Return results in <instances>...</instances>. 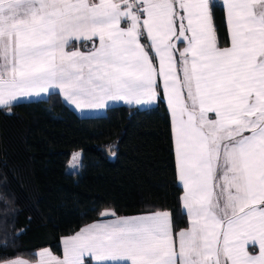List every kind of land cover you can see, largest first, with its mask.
I'll use <instances>...</instances> for the list:
<instances>
[{
	"label": "snow or ice",
	"instance_id": "1",
	"mask_svg": "<svg viewBox=\"0 0 264 264\" xmlns=\"http://www.w3.org/2000/svg\"><path fill=\"white\" fill-rule=\"evenodd\" d=\"M222 3L230 47L217 0H0V107L56 89L77 109L146 105L162 82L171 113L185 227L104 211L48 264H264V0Z\"/></svg>",
	"mask_w": 264,
	"mask_h": 264
},
{
	"label": "trees",
	"instance_id": "2",
	"mask_svg": "<svg viewBox=\"0 0 264 264\" xmlns=\"http://www.w3.org/2000/svg\"><path fill=\"white\" fill-rule=\"evenodd\" d=\"M217 5L215 37L228 47L224 9ZM13 104L0 108V263L34 262L45 248L61 255L60 239L105 210L128 217L167 209L176 230L185 227L161 97L148 109L116 105L94 117L78 116L56 92ZM74 152L81 153L76 173L68 171Z\"/></svg>",
	"mask_w": 264,
	"mask_h": 264
},
{
	"label": "crops",
	"instance_id": "3",
	"mask_svg": "<svg viewBox=\"0 0 264 264\" xmlns=\"http://www.w3.org/2000/svg\"><path fill=\"white\" fill-rule=\"evenodd\" d=\"M217 3L221 4V6L223 7V3H222V0H217ZM224 9V8H223ZM224 15H225V22H226V11L224 10ZM226 28H227V33H228V39H229V45L228 47L231 46V41H230V33H229V30H228V27H227V24H226ZM181 50H182V47H181ZM177 58H178V54H177ZM54 92L58 93L62 99V101L64 102V104H66L70 109H72L77 115L79 116H85V117H94V116H103L105 114V111L108 107L110 106H116V105H126V106H135V107H138V108H141V109H148V108H151L153 107L158 99L161 97L165 103V106H166V109L168 111V114H169V118H170V123H171V113H170V109L168 108L167 106V99L166 97L163 95V89H162V82H160V89H159V95L157 97V100L151 104H146V105H136V104H126L124 103L123 101H109L108 102V106L105 107V108H99V109H96V108H82V109H77L75 107V105L73 104H70L64 97H63V94H61L59 92L58 89L54 90ZM48 96V94H42L41 96L39 97H27V98H21L19 102H22V101H36V100H42V99H46V97ZM12 103H17V102H12ZM2 108V107H0ZM172 131V130H171ZM172 141H173V136H172ZM173 149H174V142H173ZM71 159V158H70ZM70 162V161H69ZM68 166H69V163H68ZM176 175H177V170H176ZM177 183L178 185L181 187L182 189V195H183V186L182 184H180L179 180H178V176H177ZM181 195V197H182ZM181 207H182V200H181ZM137 216V215H135ZM128 217H133V216H128ZM115 217H101L100 220H97L95 222H105L107 220H110V219H114ZM94 222L90 223V224H87L85 226H83L79 231H77L75 234L73 235H70V236H66V237H62L60 239V247H61V255H56L54 254L50 249L48 248H45V249H41L39 251L36 252V260L34 262H29V261H26L27 264H38V262L43 259L45 264H48V260H49V257L47 256H44V257H41L39 254L41 252H45V251H48V252H51L52 256L56 257V258H59V259H63V248H64V245H63V240L66 239V238H70L76 234H78L83 228L85 227H88V226H91ZM86 260L88 259L87 257L85 258ZM12 260H17L16 259H12ZM12 260H9V261H6L5 264H10V261ZM21 260V259H19ZM23 260V259H22ZM25 261V260H23Z\"/></svg>",
	"mask_w": 264,
	"mask_h": 264
},
{
	"label": "rangeland",
	"instance_id": "4",
	"mask_svg": "<svg viewBox=\"0 0 264 264\" xmlns=\"http://www.w3.org/2000/svg\"><path fill=\"white\" fill-rule=\"evenodd\" d=\"M60 96V95H59ZM79 116V115H78ZM81 117H85V116H81ZM74 153H80V152H74ZM73 153V154H74ZM73 154H72V156H71V159H70V162H69V166H68V171L69 172H73V173H76V172H78L79 171V168H80V159H79V161L75 164V166H73V167H70V165H72L73 164ZM80 157H81V153H80ZM105 211H111V210H105ZM104 212V211H103ZM17 259H21L22 260V258H17ZM24 260V259H23ZM9 261V260H8ZM25 261H27V260H25ZM6 262V261H5ZM5 262H1L0 264H5Z\"/></svg>",
	"mask_w": 264,
	"mask_h": 264
}]
</instances>
